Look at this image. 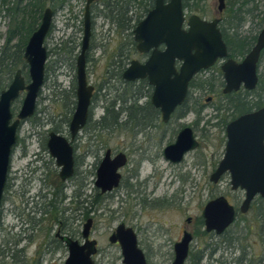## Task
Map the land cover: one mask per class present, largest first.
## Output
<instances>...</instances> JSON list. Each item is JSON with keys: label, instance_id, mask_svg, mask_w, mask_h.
Wrapping results in <instances>:
<instances>
[{"label": "rangeland", "instance_id": "1", "mask_svg": "<svg viewBox=\"0 0 264 264\" xmlns=\"http://www.w3.org/2000/svg\"><path fill=\"white\" fill-rule=\"evenodd\" d=\"M229 2L226 0L227 7L220 14L218 0H204L201 5L206 7L207 13L203 18L209 21L221 18L220 28L223 31L230 15ZM103 3L95 6L97 17L93 19L91 62L87 63L89 84L101 87L99 96L94 99L92 123L99 120L105 108L119 97L126 99L125 107L136 102L137 106L146 108L145 104L151 101L153 92L147 85L140 88L139 85H128L123 78L114 80L120 65L128 66L132 60H142L131 43L139 11L131 9L129 16L134 19L131 24L134 28L123 32L106 19V10L98 15L105 9ZM85 4L86 0H66L53 20L51 35L49 33L45 41L48 50L45 84L38 98L35 116L24 121L19 128L4 193L0 218V264L65 263L69 250L57 242V234L59 231L60 235L72 232L83 242L76 230L80 224L87 222L88 217L84 216L83 210L76 218L74 203L83 202L86 196L91 203L96 194L97 169L108 149L127 153L130 163L121 170V188L104 196L100 207L94 209L89 217L94 219L91 237L98 242L99 251L94 257L96 264H123L120 246L109 242L113 231L122 223L136 231L148 264H171L174 245L181 240L185 230L194 235L191 258L187 264H191L197 253L209 254L208 249L220 242L221 249L214 259H220L222 264H239L240 261L244 264H264V198H256L247 214H239L234 225L222 236L223 239L214 234L208 235L200 221L205 205L217 197H226L237 211L245 199V191L232 190L229 174L218 184L210 181L225 151L226 133L220 126L221 121L232 117L224 110H217L227 101L223 94L224 77L219 72L220 67L196 76L195 83L203 82L205 87H192L189 91L187 105L191 109H201L200 116L192 110L185 118L174 115L165 124L161 118L155 120L153 112L147 110L153 125L139 128L122 126L92 135L91 140L90 131L84 129L71 141L70 122L67 124V121H71L76 107L73 87L76 90V59L83 39V32H76L72 26L80 25ZM58 6L46 3L45 8L55 9ZM249 9L252 10L239 28V34L251 39L258 36L264 27V0H249V6L244 10ZM185 12L187 18L194 14L201 17L199 13ZM9 26V17L2 13L0 47L4 44ZM71 37L75 45L72 56L60 50L65 47L67 52V41ZM20 69L26 83H29V68L20 66ZM259 75L264 78V52L259 63ZM211 83L212 87L209 86ZM139 88L144 94L137 98ZM24 97L25 93H22L12 104L15 117ZM259 97L264 103V91L258 88L249 100L256 101ZM120 105L116 106V111L120 110ZM126 121V114H122L120 123ZM184 127L194 130L200 146L186 155L181 163L172 164L165 158L164 149L175 142ZM51 132L72 142L76 161L72 181L62 182L59 177L60 169L47 147ZM127 183L133 187L132 190H126ZM76 193H80L81 197L77 198ZM189 218L192 219L190 224L187 223Z\"/></svg>", "mask_w": 264, "mask_h": 264}, {"label": "water", "instance_id": "2", "mask_svg": "<svg viewBox=\"0 0 264 264\" xmlns=\"http://www.w3.org/2000/svg\"><path fill=\"white\" fill-rule=\"evenodd\" d=\"M51 1V0H46ZM88 0L84 17V36L77 59L76 107L69 124L71 141L86 127L94 94V86L87 79L86 53L89 49L92 23ZM218 12L226 9V0H218ZM54 12L46 8L39 28L30 36L25 47L24 60L29 68L27 84L19 69L9 87L0 95V214L8 181L12 154L17 145L18 130L22 123L35 116L37 102L45 84L48 50L45 41L53 24ZM220 19L207 21L194 14L187 18L183 0H155L154 8L134 30L137 50L142 54L151 52L145 63L133 60L123 73L126 82L147 79L153 87L151 103L159 109L163 123L167 124L175 111L187 100L189 85L204 70L212 68L219 60L224 77L223 94L230 95L241 90L252 92L259 85V63L264 51V27L255 45L241 62L228 58L229 50L219 28ZM164 46V50L160 47ZM177 62L181 66L177 68ZM22 93L25 97L17 116L12 104ZM209 99L208 101H210ZM227 144L223 159L210 177L218 184L229 174L233 191H245V199L239 211L229 200L220 196L209 201L203 210L205 231L224 234L236 222L238 214L249 212L256 198H264V106L245 114L228 124ZM66 137L51 132L47 142L48 150L60 168L63 182L75 173L74 147ZM200 146L191 127L183 128L174 143L164 149L165 158L172 164L181 163L186 155ZM127 158L120 153L111 157L108 150L97 169L96 186L102 193L116 189L121 182L120 169ZM189 218L187 223L190 224ZM93 219L83 226V244L69 237L64 238L69 250L65 264H96L94 256L98 243L91 238ZM111 244H119L123 264H147L146 256L139 247L136 231L125 224L117 226L109 237ZM193 242V235L185 230L179 242L174 245L173 264H185Z\"/></svg>", "mask_w": 264, "mask_h": 264}, {"label": "trees", "instance_id": "3", "mask_svg": "<svg viewBox=\"0 0 264 264\" xmlns=\"http://www.w3.org/2000/svg\"><path fill=\"white\" fill-rule=\"evenodd\" d=\"M204 0H183L184 10H188L192 13H199L201 17L205 16L207 13L206 7L202 6L201 3ZM45 0H0V17L2 13H5L6 16L10 19V26L8 29L7 37L4 41V44L0 47V95L6 90L16 72L20 69V66L28 67L24 60V52L25 47L28 43L30 36L39 28L43 14L46 7ZM155 0H108L104 1V8L106 11H110L105 13L106 19L110 21L112 26H117V28L121 31H128L134 27H132V22L134 19L129 16L132 8H135L139 11L136 20L134 21L135 25L139 24L141 20L145 17V15L154 7ZM229 17L226 21V28L223 29L224 40L229 48L230 57L233 59L244 58L255 45L257 40V35L248 39L246 37H242L239 34V28L245 22L246 17L250 14L249 12L252 9L244 10L245 7L249 6V0H230L229 2ZM239 5V6H238ZM236 8V9H235ZM104 15V16H105ZM236 21V24L234 22ZM133 36V33H131ZM133 49H135V41L132 38L131 40ZM61 48L60 50L66 53L67 55L72 56L73 51L67 48V52ZM263 55V54H262ZM262 59V56H261ZM261 61V60H260ZM219 72L221 70L219 69ZM123 70L119 69L116 78L122 79ZM132 86L131 83H127ZM147 86H149L147 84ZM209 86H213L211 83ZM224 86V82L222 83ZM202 88L205 87L204 83H195V78L191 82V88ZM150 88V87H149ZM262 89L264 91V78L260 76V82L257 89ZM257 89L249 92V91H240L237 93H233L230 95H226V103L217 108L218 111L224 110L227 113H230L234 118L237 115L251 112L254 110H258L262 108L264 104L259 97V100L251 101L249 97L253 96L257 93ZM137 96H142L140 93L136 94ZM73 97L76 98V90L73 87ZM138 98V97H137ZM188 97L186 102L179 107L174 113L178 118H185L192 110L190 106L187 105ZM76 105V101H74ZM120 105V110L116 111L115 108L117 105ZM127 104L126 99L123 97H119L114 102L105 108L104 115L97 120L95 123L93 121V114L90 116L89 122L85 127V131H90L91 135L99 134L107 131L108 129H118L122 126L128 127L127 125L133 126L135 128L147 126L148 115L147 110H151L155 115L158 111H155L152 104L149 102L146 108H141L137 106V103H131L130 106L125 107ZM196 114L200 116L202 110H195ZM126 114L127 121L124 124L120 123L121 115ZM152 115L153 117H156ZM70 122V119L67 121V124ZM225 129V127L223 128ZM98 137V135L96 136ZM92 137L90 138V140ZM96 202L100 206L102 203L101 196H98ZM90 204L88 197L83 201V205ZM84 216L87 218L91 216V209L89 206H84ZM264 216V213H263ZM201 225H204V220L200 219ZM230 244H228V247ZM204 253H197L194 255V261L197 258L198 261H202L204 258ZM196 264L195 262H192ZM239 264H244V262H239Z\"/></svg>", "mask_w": 264, "mask_h": 264}, {"label": "flooded vegetation", "instance_id": "4", "mask_svg": "<svg viewBox=\"0 0 264 264\" xmlns=\"http://www.w3.org/2000/svg\"><path fill=\"white\" fill-rule=\"evenodd\" d=\"M46 1V0H45ZM65 1L66 0H51V1H46L47 3H50L52 6H54L55 4H58L59 6L57 7V8H55V9H52V11L54 12V18L57 16V14H58V11L60 10V8L63 6V4L65 3ZM169 0H166V2H168ZM101 2H104L103 0H93L92 1V3L90 4V14H91V23H92V30H93V19H95V17H97V14H95L96 13V10H97V8H95V6L97 5L98 6V4L99 3H101ZM87 3H88V0H86V4H85V8H84V17H85V12H86V8H87ZM155 4V3H154ZM103 5H104V3H103ZM48 8H50V7H48ZM154 8V7H153ZM152 8V9H153ZM46 9V8H45ZM151 9V10H152ZM150 10V11H151ZM149 11V12H150ZM108 12V11H107ZM148 12V13H149ZM105 13V9L103 10V11H99L98 12V15H100V14H104ZM109 13V15H111L110 14V11L108 12ZM147 13V14H148ZM147 14L145 15V17L147 16ZM109 15H105V17L106 16H109ZM84 17H83V19H82V21H81V23H80V25L79 26H76V24H74V26H72L74 29H75V31L76 32H83V36H84ZM144 17V18H145ZM54 18H53V20H54ZM144 18L142 19V20H144ZM202 18V17H201ZM216 18H219V17H215L214 19H216ZM74 19L75 20H77L78 22H79V20H78V17H77V15H74ZM204 19V18H203ZM213 19V20H214ZM220 19V23H219V28H220V24H221V18H219ZM141 20V21H142ZM206 20V19H205ZM213 20H211V21H213ZM207 21H209V20H207ZM138 25V24H137ZM137 25L135 26V28L137 27ZM221 29V28H220ZM135 30V29H134ZM52 31H53V27H51V32H50V35H51V33H52ZM222 31V30H221ZM222 34H223V32H222ZM92 36H93V31H92V35H91V40H92ZM223 38H224V36H223ZM133 39H134V31H133ZM91 40H90V45H89V49H88V51H87V53H86V67H87V63H89V62H91L90 61V51H91V49H92V45H91ZM82 41H83V39H82ZM135 41V40H134ZM225 41V40H224ZM136 43V42H135ZM226 43V42H225ZM67 44H68V46H66L69 50H71V51H73L74 49H75V45L73 46V44H74V38L73 37H71V38H69V41H67ZM81 47H82V43H81ZM228 47V46H227ZM135 51L137 52V54L142 58V60L140 61L141 63H145L148 59H149V57H150V55H151V52L150 53H148V54H142V53H140L138 50H137V43H136V45H135ZM165 49V47L164 46H161L160 47V50H164ZM228 50H229V48H228ZM80 52H81V49H80ZM264 52V51H263ZM263 54V53H262ZM79 55H80V53H79ZM78 55V56H79ZM228 58H231L230 57V52H229V57ZM77 59H78V57H77ZM77 59H76V67H77ZM233 59V58H232ZM244 59V58H243ZM242 59V60H243ZM242 60H239V59H236V61H238V62H241ZM133 61V60H132ZM131 61V62H132ZM131 62L129 63V65L131 64ZM224 62L225 61H222V60H219L212 68H210V69H208V70H211V69H215V68H218V67H220V70H221V66L224 64ZM128 65V66H129ZM177 68H179L180 66H181V63L180 62H177ZM128 66H126V65H120L119 67H118V70L120 69H122L123 70V73H124V71L128 68ZM205 71H207V70H204V71H201L199 74H201V73H203V72H205ZM222 72V71H221ZM198 74V75H199ZM258 74H259V69H258ZM197 75V76H198ZM122 78H123V75H122ZM259 78H260V75H259ZM14 79V78H13ZM117 80L118 78H116V77H114V80ZM124 80V79H123ZM125 81V80H124ZM29 82H30V80H29ZM126 82V81H125ZM260 82V81H259ZM126 83H131L132 84V86H134V87H136V86H138V87H140V88H143L144 87V85H149V82H148V80L147 79H144V80H138V81H135V82H126ZM28 84V83H27ZM224 85H225V82H224ZM148 87H150L149 89L151 90V91H153V87L152 86H148ZM94 88H95V90H94V94H93V98H92V104H91V107H90V111H89V119H90V116L93 114V106H94V99L95 98H97L98 96H99V92H100V88L101 87H99V88H97V86H94ZM137 89L138 90V93L137 94H141V95H143L144 93L141 91V89ZM223 88H224V86H223ZM190 89H191V83H190V85H189V91H190ZM149 90V91H150ZM241 91H244V90H241ZM240 92V91H239ZM152 94H153V92H152ZM188 96H189V93H188ZM152 97V96H151ZM149 102L151 103V101H148L145 105H148L149 104ZM152 104V103H151ZM153 106V105H152ZM154 107V106H153ZM154 109H155V111H158V113L155 115L154 113H153V115H155L156 117H153V118H155V120H156V118H161V120H162V115H161V112H160V110L159 109H156L155 107H154ZM37 111V110H36ZM255 111V110H254ZM176 112V111H175ZM251 112H253V111H251ZM251 112H246V113H243V114H240V115H237L235 118L232 116L230 119H228V120H225V121H221V124H220V126H222V128H224L225 127V129H224V131H225V133H226V129H227V126H228V124H230L232 121H234V120H236L237 118H239V117H241V116H243V115H245V114H248V113H251ZM150 114V113H149ZM174 115L175 114H173L172 115V117H171V119L174 117ZM148 117H149V115H148ZM171 121V120H170ZM169 121V122H170ZM88 122H89V120H88ZM168 122V123H169ZM88 124V123H87ZM154 123H153V121H152V118L150 119V118H148V121H147V126L148 125H153ZM87 126V125H86ZM185 128V127H184ZM85 129V128H84ZM83 129V130H84ZM144 129V128H143ZM183 129V128H182ZM181 129V130H182ZM82 130V131H83ZM110 130H113V129H108L107 131H110ZM180 130V131H181ZM19 131V130H18ZM179 131V132H180ZM195 133V132H194ZM179 134V133H178ZM196 136V135H195ZM96 138H98V137H96ZM197 138V137H196ZM17 142H18V139H17ZM72 143V142H71ZM226 144H227V135H226ZM17 146V145H16ZM225 148H226V145H225ZM15 149V148H14ZM108 150H110L111 151V157L112 158H115L117 155H119L120 153H124L125 155H126V158H127V162H126V165L123 167V168H121L120 169V173H121V170H123V169H125L126 168V166H128L129 165V163H130V159H129V155L127 154V153H125V152H122V151H112L111 149H108ZM107 150V151H108ZM106 151V152H107ZM14 152V151H13ZM106 152L104 153V155H103V157H102V159H101V161L103 160V158H104V156H105V154H106ZM224 153H225V151H224ZM13 155V154H12ZM224 157V156H223ZM223 159V158H222ZM12 160V159H11ZM74 160H75V149H74ZM101 161H100V163H101ZM220 163V162H219ZM100 165V164H99ZM219 165V164H218ZM10 166H11V164H10ZM60 169V168H59ZM10 171H11V168H9V174H10ZM75 173H76V161H75ZM75 173H74V175H75ZM9 174H8V178H9ZM59 174H60V171H59ZM135 174V173H134ZM74 175L70 178V179H68L67 181H72V178L74 177ZM121 175H122V173H121ZM225 176V175H224ZM223 176V177H224ZM222 177V178H223ZM42 179V178H41ZM62 181V180H61ZM66 181V182H67ZM63 182V181H62ZM7 183H8V181H7ZM122 183H123V175H122V177H121V182H120V185L116 188V189H114L112 192H109V193H102V191L96 186V184H95V187H96V189H95V191H96V194H95V196L94 197H92V201H91V203H90V205H89V209H91V211H92V213H93V211H94V209L95 210H97L100 206L98 205V203L96 202V199L98 198V196H101V198H103L104 196H107V195H110V194H112L113 192H115V191H117L119 188H121V186H122ZM78 185V184H77ZM6 187H7V185H6ZM125 188H126V190H132V186L129 184V183H127L126 185H125ZM6 190V189H5ZM58 195V192H57V194H56V196ZM76 195H77V198H78V196L79 197H81V194L79 193H76ZM4 198V197H3ZM2 204H3V202H2ZM253 204V203H252ZM44 210V209H43ZM83 210H84V205H83V202H81L80 200L79 201H77V202H75L74 203V212H75V215H76V218H78L81 214H82V212H83ZM2 211V210H1ZM2 214V213H1ZM1 214H0V218H1ZM80 214V215H79ZM239 215V214H238ZM90 217V216H89ZM88 217V219H90ZM237 218H238V216H237ZM87 219V220H88ZM91 219H93V218H91ZM237 220V219H236ZM93 224H94V219H93ZM122 224H124V223H122ZM126 225V224H125ZM83 226L84 225H82V224H80V226H79V228H78V230H76L77 232L76 233H78L79 234V236L80 237H82V233H83ZM127 226V225H126ZM129 227V226H128ZM93 228V227H92ZM204 228H205V226H204ZM230 229V228H229ZM228 229V230H229ZM116 230V229H115ZM115 230L113 231V233L115 232ZM228 230L224 233V234H222V235H217L216 233H214V232H212V233H207L206 231V233L208 234V235H216V236H218L219 238H222V236H224L227 232H228ZM112 233V234H113ZM191 233V232H190ZM91 234H92V231H91ZM111 234V235H112ZM183 234H184V232H183ZM192 234V233H191ZM193 235V234H192ZM138 236V235H137ZM66 237H69V238H71V239H73V240H76V241H78L80 244H83V242H84V240H83V242H80L78 239H77V237L75 236V233L73 234L72 232H69V233H64L63 235H60V231L58 232V234H57V238H58V240H57V242L58 243H61L62 245H64V246H66L67 247V244H66V241H65V239L64 238H66ZM83 238V237H82ZM92 238V237H91ZM223 239V238H222ZM193 240H194V235H193ZM139 241V240H138ZM179 242V241H178ZM98 243V242H97ZM177 243V242H176ZM175 243V244H176ZM221 243L222 242H220L219 244H217L215 247H213V248H209L208 250H209V254H206L205 256H204V258H203V260L200 262V261H198V259L196 258L195 259V261H194V258H193V261L192 262H195L196 264H204V263H206L205 261H207V263L206 264H222V261H220V259H214V256L216 257V253H218L219 252V250L221 249ZM114 245H119V244H114ZM120 246V245H119ZM97 247H98V245H97ZM139 247H140V245H139ZM141 248V247H140ZM120 249H121V247H120ZM218 250V251H217ZM99 251V250H98ZM144 252V251H143ZM190 252H191V247H190ZM97 254H98V252H97ZM96 254V255H97ZM145 254V253H144ZM95 255V256H96ZM94 256V257H95ZM146 256V255H145ZM191 258V254H189V257H188V259H187V261H186V263L185 264H187V262H188V260ZM146 259H147V257H146ZM174 259H175V253L173 254V260L171 261V264H173V262H174ZM67 260V259H66ZM66 262V261H65ZM191 262V264H193ZM96 263V262H95ZM65 264V263H64ZM147 264H148V261H147Z\"/></svg>", "mask_w": 264, "mask_h": 264}]
</instances>
